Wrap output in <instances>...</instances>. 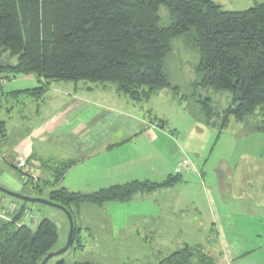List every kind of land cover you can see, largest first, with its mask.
Listing matches in <instances>:
<instances>
[{"label":"trees","instance_id":"1","mask_svg":"<svg viewBox=\"0 0 264 264\" xmlns=\"http://www.w3.org/2000/svg\"><path fill=\"white\" fill-rule=\"evenodd\" d=\"M161 9L166 10L168 25H161ZM177 38L198 55L199 81L194 85L230 97L220 111L210 105V98H201L198 106L189 108L195 120L221 131L231 118L242 121L264 108V2L229 11L212 0H0V53L16 60H0V75L8 81L31 75L38 84L7 92L0 84L5 102L0 101V143L6 138L1 114L14 106L9 101L26 96L38 102L53 82L113 84L116 94L129 101H149L157 91L171 87L163 60ZM256 125V131L264 133V121ZM5 161L19 173L23 190L38 193L48 188L47 200L70 212L73 243L75 217L83 205L128 201L181 179L177 174L161 182L132 180L86 193L58 185L74 159L41 160L43 172H49L46 180H34L32 169L18 168L14 158ZM11 199L12 207H0L6 214H0V264H40L57 242L56 226L47 218L38 222L36 214L32 228L25 213L33 211L34 203ZM156 264H214V258L199 244H184Z\"/></svg>","mask_w":264,"mask_h":264},{"label":"crops","instance_id":"2","mask_svg":"<svg viewBox=\"0 0 264 264\" xmlns=\"http://www.w3.org/2000/svg\"><path fill=\"white\" fill-rule=\"evenodd\" d=\"M82 83H50L42 100L29 101L31 108L22 102L21 107L27 111L17 124L12 120L14 106L5 110L6 138L0 143V182L6 188L17 193L23 191L19 176L7 172L5 160L13 158L16 165L18 161L31 160L28 165L32 163L29 165L32 174L40 178L49 176L40 167L41 160H76L58 185L80 192L85 191L78 184L91 181L112 186L132 180L161 182L178 174L181 179L173 186L138 193L131 198L141 203L144 210L129 216L132 224L126 229L141 236L145 244L154 242L160 253H172L184 244H193L194 240V244L203 246L213 258L218 255V264H264V243L257 245L251 236L250 240L242 233V223L248 220L242 214L235 215L232 205L219 192L220 184L215 189H206L199 181L202 173L177 167L180 160L168 147L172 133L165 132V124L156 125L142 113L136 115L137 106L128 108L129 103L135 104L117 95L113 86ZM39 105L44 107L42 116L40 108L37 109ZM105 160L108 168H97ZM77 167H82L78 174ZM228 173L230 181L225 184L231 191L236 184H231L232 175ZM195 186L204 195L208 212L205 214L213 227L208 230L216 232L217 242H213L214 234H203L205 241L199 239V215L204 212L194 196ZM170 192L172 195H167ZM203 227L207 231V225Z\"/></svg>","mask_w":264,"mask_h":264},{"label":"rangeland","instance_id":"3","mask_svg":"<svg viewBox=\"0 0 264 264\" xmlns=\"http://www.w3.org/2000/svg\"><path fill=\"white\" fill-rule=\"evenodd\" d=\"M212 1L219 4L222 9L229 11H243L264 2V0ZM160 19L161 25H168L169 17L165 9H161ZM8 57L7 54L0 53V60L15 63V58ZM197 63V53L190 50L182 38L175 39L172 42L170 53L163 60V69L169 78L171 87L157 91L147 102L135 103L129 101L135 105L129 103L128 108L137 106L136 115L145 114L156 125H159L160 120L164 121L165 132L167 134L172 133L170 136L172 141L168 143V147L171 151H174V154H178L177 160L183 158L189 160L191 165L194 166L190 170L195 171L196 174L202 173V178L199 177V181L204 183L203 186L206 189H215L216 184H220L219 192L221 196L224 195L223 198L226 199V202L232 205L235 215L240 216L242 214V217L248 220L242 223L244 226L242 233L250 240L252 237L253 242L260 245V243H264V202L262 201L264 200V133L256 131L258 125L256 123L260 124L264 121V108L256 110L253 115L247 116L242 121L231 118L228 126L221 131L217 126H206L201 121L195 120L189 112V108L198 106V101L201 98H210V105L214 110L219 111L226 108L230 102V97L226 92L202 89L194 85L195 82L199 81V76L195 72ZM82 82L77 83L83 84ZM69 83L72 84V82ZM0 84L2 85L1 90L5 92L33 88L38 85L31 75H20L9 81L3 79V76L0 75ZM109 85L114 86L113 84ZM24 97L19 101V105L14 100L9 101L15 108L12 113L13 124L19 123L20 116L26 114L27 108H31L30 104L32 103L29 101L33 99ZM0 101L5 103L1 96ZM22 102L25 103L27 108L21 107ZM39 108L42 111L40 112L42 116L44 107L39 105L37 109ZM1 115L4 117L5 114L2 113ZM156 155L152 156L153 159L156 158ZM106 164L107 160L103 163L100 162L97 168L101 166L102 168H108ZM7 166V172L19 176L15 169L8 164ZM80 168L82 167H77L75 171L77 174ZM229 171L232 175L231 184H236L231 191L225 184L230 181L227 178ZM33 178L36 180L38 176L33 175ZM42 179L46 180L47 178ZM91 182L78 184V187L88 193L109 186V184H92ZM0 186L11 191L2 182H0ZM254 187L257 189L253 190ZM48 191V188L42 187V190L37 193L28 188L19 192V194L47 200ZM193 193L194 196H197L200 210L204 212V214H196L201 219L199 223L201 224L199 232L201 238L199 239L205 241L203 234L207 233L211 236L214 234L213 242H217L216 232L208 230L213 229V227L211 221L207 220V205L201 188L195 186ZM167 195H172V193L170 192ZM238 197H243V199L239 200ZM11 200V198L0 193V207L4 210L13 206L10 203ZM30 207L36 220L38 215V222L43 218H47L56 226L58 237L51 252L61 250L66 245L69 235V222L66 214L57 207L39 203H34ZM142 207L141 203L133 201V199L123 202L112 201L101 207L83 205L79 217H75L77 234L73 246L64 254L51 258L47 264H55L58 260H64L67 264L74 262L156 264L168 254L157 252L154 242L151 245L150 243L145 244L141 236L135 235L130 228L129 230L126 229L127 225L132 224L129 216L135 211L143 209ZM0 214L4 215L2 211ZM34 224L31 223L32 228L36 226ZM204 225H207V231H204ZM124 227V230H119V228ZM175 238L169 237L171 240ZM192 241L193 244L196 243L194 240ZM210 248L214 250V247L209 246ZM205 252L207 253L206 250ZM214 259L215 263L218 264V255L215 254Z\"/></svg>","mask_w":264,"mask_h":264},{"label":"water","instance_id":"4","mask_svg":"<svg viewBox=\"0 0 264 264\" xmlns=\"http://www.w3.org/2000/svg\"><path fill=\"white\" fill-rule=\"evenodd\" d=\"M29 165H32V163H30ZM0 193L5 194L6 196H9L11 198L18 199V200L28 202V203H39V204H43V205L57 207V208L61 209L66 214V216L68 218V222H69V235H68V240H67L66 245L61 250H59L57 252H50L49 254H47L46 257L41 261L40 264H47V262L51 258L64 254L70 248V246L73 243L74 221H73L72 215L70 214V212L66 208H64L61 205L55 204L50 200H44V199H40V198H33V197H29V196H24V195L19 194L17 192L9 191L5 188H2L1 186H0Z\"/></svg>","mask_w":264,"mask_h":264},{"label":"built area","instance_id":"5","mask_svg":"<svg viewBox=\"0 0 264 264\" xmlns=\"http://www.w3.org/2000/svg\"><path fill=\"white\" fill-rule=\"evenodd\" d=\"M17 166L18 168L24 169L25 171H28L29 169V165L26 163V161H18ZM177 167L181 169H189V170L194 168V166H192L190 161L187 160L186 158L181 159L178 162ZM25 218L31 221V223H35L36 221V217L30 211L25 213Z\"/></svg>","mask_w":264,"mask_h":264}]
</instances>
